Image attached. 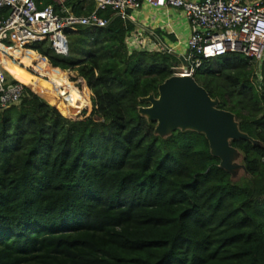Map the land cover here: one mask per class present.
Instances as JSON below:
<instances>
[{
    "label": "trees",
    "instance_id": "trees-1",
    "mask_svg": "<svg viewBox=\"0 0 264 264\" xmlns=\"http://www.w3.org/2000/svg\"><path fill=\"white\" fill-rule=\"evenodd\" d=\"M66 5L79 17L96 7ZM79 28L68 56L48 43L10 55L7 70L31 84L19 106L0 110V264H264V62L231 53L194 76L262 144L231 142L246 168L233 180L204 134L162 138L139 113L180 65L175 56L130 53L135 27L120 19ZM36 68L66 82L82 108L34 81Z\"/></svg>",
    "mask_w": 264,
    "mask_h": 264
},
{
    "label": "built area",
    "instance_id": "built-area-1",
    "mask_svg": "<svg viewBox=\"0 0 264 264\" xmlns=\"http://www.w3.org/2000/svg\"><path fill=\"white\" fill-rule=\"evenodd\" d=\"M39 9L34 0H0V67L14 50L48 43L59 56H68L66 30L74 27L106 28L112 20L134 23L133 13L145 5L170 7L183 13L190 26L187 51L178 56L159 37L144 28H134L126 37L129 52H157L175 56L180 65L173 76L194 78L204 62L231 53H240L256 65L264 62V0H87L95 10L76 16L66 7L68 0ZM57 6L60 13L55 10ZM112 11V18L100 15ZM155 38L157 40H155ZM181 58H184L187 66ZM25 98V85L11 76L6 81L0 71V110L19 106Z\"/></svg>",
    "mask_w": 264,
    "mask_h": 264
},
{
    "label": "water",
    "instance_id": "water-1",
    "mask_svg": "<svg viewBox=\"0 0 264 264\" xmlns=\"http://www.w3.org/2000/svg\"><path fill=\"white\" fill-rule=\"evenodd\" d=\"M187 66L184 58H181ZM19 81V78H15ZM25 86L30 85L24 80ZM54 89L72 106L73 95L68 92L67 86ZM74 108L81 109L83 102L76 98ZM140 102L150 104L148 107H140L139 113L149 122H156L155 134L167 138L175 130L195 131L204 134L209 141L211 153L220 158V167L232 175L235 180V172L240 169L246 173L243 165H236L233 159L242 153L231 146L232 141L249 140L255 146H261L258 141L251 139L239 129L236 116L231 112L218 109L219 100H213L208 92L201 87L194 78L172 76L158 89V97L151 94Z\"/></svg>",
    "mask_w": 264,
    "mask_h": 264
},
{
    "label": "crops",
    "instance_id": "crops-1",
    "mask_svg": "<svg viewBox=\"0 0 264 264\" xmlns=\"http://www.w3.org/2000/svg\"><path fill=\"white\" fill-rule=\"evenodd\" d=\"M133 18L135 22L132 25L135 28H144L147 32L156 34L168 48L174 49L178 56L184 55L187 51L190 26L181 11L170 7L157 8L145 5L141 10L133 13Z\"/></svg>",
    "mask_w": 264,
    "mask_h": 264
},
{
    "label": "rangeland",
    "instance_id": "rangeland-1",
    "mask_svg": "<svg viewBox=\"0 0 264 264\" xmlns=\"http://www.w3.org/2000/svg\"><path fill=\"white\" fill-rule=\"evenodd\" d=\"M244 1L247 2L246 0H244ZM66 7L68 8L67 5H66ZM79 29H80L79 27H74V28L70 29L71 32H69V34L68 33L66 34L67 37H68V40H69V46H70V49H71L72 53L75 51V49L78 50L79 47H80L79 45H81L80 42L78 41L80 39L78 37V31H79ZM88 47L91 48L90 45L87 46V48ZM77 56L79 58H81V57H84V54H79V55L77 54ZM9 64H10V61L5 64L6 68L9 67ZM28 64L31 65V62H29ZM253 64H256V63H253ZM6 68H4V66H1L0 67V71L2 72V75H3V77H4V79L6 81H11V76L12 75H11V73ZM35 71L38 73L39 72V69L36 68ZM255 71H256V69H255ZM47 75H48V72L47 71H40L39 72V76L37 77L38 79L35 78V77L33 78L32 76H30V77H32L34 81L40 82L42 84H45L48 87H51L52 86L51 82H47L45 80ZM147 105L149 106L150 104H147ZM148 106H145V107H148ZM233 163L236 164V165H239V166L240 165H243V155L241 154L240 156H237V157L235 156L234 159H233ZM244 174H245L244 171L238 169L235 172V175H236L235 180H240L244 176Z\"/></svg>",
    "mask_w": 264,
    "mask_h": 264
},
{
    "label": "bare ground",
    "instance_id": "bare-ground-1",
    "mask_svg": "<svg viewBox=\"0 0 264 264\" xmlns=\"http://www.w3.org/2000/svg\"><path fill=\"white\" fill-rule=\"evenodd\" d=\"M9 61L10 60L5 59L3 63L6 64ZM16 77L19 78L20 82H22L24 80L25 82H29L31 84V81L29 79H27L26 77H24L23 75H21V74L16 75L14 78H16ZM51 84L53 85V87H54V84H55L57 86V88H62V87H65V86L68 87V84L66 82L61 81L59 79H52ZM71 94L73 95V98H74V102H73V105L71 107L74 108V106L76 105V100H77L76 98H79V97L76 94H74V93H71Z\"/></svg>",
    "mask_w": 264,
    "mask_h": 264
}]
</instances>
